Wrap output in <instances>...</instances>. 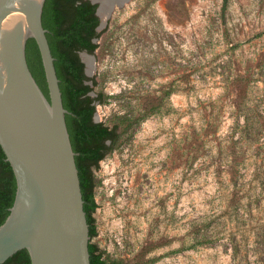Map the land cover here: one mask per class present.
I'll return each instance as SVG.
<instances>
[{
    "label": "rangeland",
    "instance_id": "obj_1",
    "mask_svg": "<svg viewBox=\"0 0 264 264\" xmlns=\"http://www.w3.org/2000/svg\"><path fill=\"white\" fill-rule=\"evenodd\" d=\"M101 18L98 49L81 58L102 99L95 121L119 136L94 172L91 242L109 264H230L192 226L216 200L233 122L219 99L239 94L226 81L264 79V0H131ZM218 110L215 133L202 128Z\"/></svg>",
    "mask_w": 264,
    "mask_h": 264
},
{
    "label": "trees",
    "instance_id": "obj_2",
    "mask_svg": "<svg viewBox=\"0 0 264 264\" xmlns=\"http://www.w3.org/2000/svg\"><path fill=\"white\" fill-rule=\"evenodd\" d=\"M229 0H224V7ZM97 5L89 0H46L42 23L54 57L75 161L79 173L84 210L89 225L91 264H109L98 245L94 214V172L118 138L117 128L95 121L99 96L92 95V78L85 74L80 52L94 54L101 34ZM27 62L37 84L48 100L49 88L39 46L34 38L26 44ZM226 88L239 91L236 99L221 97L232 119L230 131L219 143L221 160H216L218 189L212 210L193 223L196 245H214L229 255L230 264H264V79L239 76L227 79ZM171 93L162 94V113L170 111ZM221 111L205 119L202 128L218 129ZM17 180L0 145V226L14 205ZM3 264H32L24 249ZM116 264V263H110Z\"/></svg>",
    "mask_w": 264,
    "mask_h": 264
},
{
    "label": "water",
    "instance_id": "obj_3",
    "mask_svg": "<svg viewBox=\"0 0 264 264\" xmlns=\"http://www.w3.org/2000/svg\"><path fill=\"white\" fill-rule=\"evenodd\" d=\"M45 1L0 0V145L17 180L14 205L0 226V264L24 249L32 264H91L76 154L42 23ZM89 1L101 18L103 5L110 16L130 0ZM29 38L39 46L50 100L30 71Z\"/></svg>",
    "mask_w": 264,
    "mask_h": 264
},
{
    "label": "bare ground",
    "instance_id": "obj_4",
    "mask_svg": "<svg viewBox=\"0 0 264 264\" xmlns=\"http://www.w3.org/2000/svg\"><path fill=\"white\" fill-rule=\"evenodd\" d=\"M105 15H108V16H109V11H108V8H107L106 4L103 5V6L101 7V10H100V16L102 17V16H105ZM84 61L86 62V64H87L88 66L91 64L89 58H84ZM90 72H91V71L89 70V73H90Z\"/></svg>",
    "mask_w": 264,
    "mask_h": 264
},
{
    "label": "flooded vegetation",
    "instance_id": "obj_5",
    "mask_svg": "<svg viewBox=\"0 0 264 264\" xmlns=\"http://www.w3.org/2000/svg\"><path fill=\"white\" fill-rule=\"evenodd\" d=\"M130 1H131V0H130ZM130 1H129V2H130ZM98 17H99V16H98ZM99 18H100V17H99ZM100 21H101V22H100L99 26L97 27L98 32H100V31H99V27H100V25H101V23H102L101 18H100ZM83 52H86V51H83ZM83 52H80V54H79V55H80V58L82 57V56H81V53H83ZM86 53H88V52H86ZM88 54H89V53H88ZM81 61L83 62L82 58H81ZM83 63H84V62H83ZM84 64H85V63H84ZM85 74L87 75V72H86V65H85ZM87 76H88V75H87Z\"/></svg>",
    "mask_w": 264,
    "mask_h": 264
}]
</instances>
